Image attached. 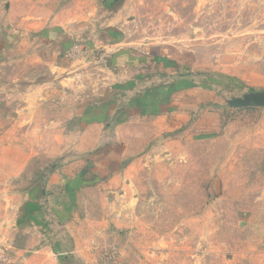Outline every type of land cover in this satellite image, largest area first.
I'll list each match as a JSON object with an SVG mask.
<instances>
[{
    "label": "rangeland",
    "instance_id": "rangeland-1",
    "mask_svg": "<svg viewBox=\"0 0 264 264\" xmlns=\"http://www.w3.org/2000/svg\"><path fill=\"white\" fill-rule=\"evenodd\" d=\"M0 253L264 264V0H0Z\"/></svg>",
    "mask_w": 264,
    "mask_h": 264
},
{
    "label": "crops",
    "instance_id": "crops-1",
    "mask_svg": "<svg viewBox=\"0 0 264 264\" xmlns=\"http://www.w3.org/2000/svg\"><path fill=\"white\" fill-rule=\"evenodd\" d=\"M189 105H194V104H193V102H190ZM174 106H175V103L173 104V107ZM169 113L175 115V114H177V111L173 110V111H170ZM8 255H9V260H13L11 254L8 253ZM65 263L67 264L68 261H66Z\"/></svg>",
    "mask_w": 264,
    "mask_h": 264
},
{
    "label": "built area",
    "instance_id": "built-area-1",
    "mask_svg": "<svg viewBox=\"0 0 264 264\" xmlns=\"http://www.w3.org/2000/svg\"><path fill=\"white\" fill-rule=\"evenodd\" d=\"M0 264H4V256L0 253Z\"/></svg>",
    "mask_w": 264,
    "mask_h": 264
}]
</instances>
